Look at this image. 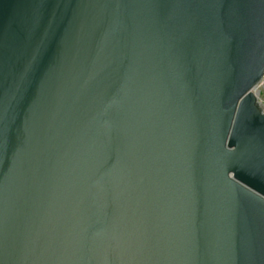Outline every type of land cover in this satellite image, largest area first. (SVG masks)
Masks as SVG:
<instances>
[{"label": "water", "instance_id": "1", "mask_svg": "<svg viewBox=\"0 0 264 264\" xmlns=\"http://www.w3.org/2000/svg\"><path fill=\"white\" fill-rule=\"evenodd\" d=\"M264 0H0V264H264Z\"/></svg>", "mask_w": 264, "mask_h": 264}, {"label": "rangeland", "instance_id": "2", "mask_svg": "<svg viewBox=\"0 0 264 264\" xmlns=\"http://www.w3.org/2000/svg\"><path fill=\"white\" fill-rule=\"evenodd\" d=\"M258 92H259V97H260L261 101L264 102V81L259 86Z\"/></svg>", "mask_w": 264, "mask_h": 264}, {"label": "built area", "instance_id": "3", "mask_svg": "<svg viewBox=\"0 0 264 264\" xmlns=\"http://www.w3.org/2000/svg\"><path fill=\"white\" fill-rule=\"evenodd\" d=\"M263 81H264V78H263V80L259 83V85L254 89V92H255V94L257 95L260 104L263 105V110H264V102L261 101V99H260V97H259V92H258L259 86L262 84Z\"/></svg>", "mask_w": 264, "mask_h": 264}]
</instances>
